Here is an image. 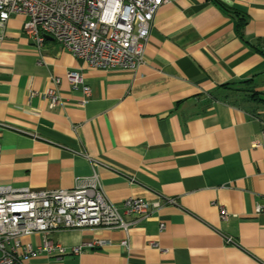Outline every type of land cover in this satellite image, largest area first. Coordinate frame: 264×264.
Segmentation results:
<instances>
[{"label": "crops", "instance_id": "obj_1", "mask_svg": "<svg viewBox=\"0 0 264 264\" xmlns=\"http://www.w3.org/2000/svg\"><path fill=\"white\" fill-rule=\"evenodd\" d=\"M25 20L0 28V182L56 190L96 171L117 206L177 201L129 215L139 221L128 233H48L67 248L109 244L27 264H264V0H166L136 71L92 69L50 37L40 56ZM73 70L91 96L68 81ZM44 236L24 242L36 248Z\"/></svg>", "mask_w": 264, "mask_h": 264}, {"label": "built area", "instance_id": "obj_2", "mask_svg": "<svg viewBox=\"0 0 264 264\" xmlns=\"http://www.w3.org/2000/svg\"><path fill=\"white\" fill-rule=\"evenodd\" d=\"M165 1L0 0V28L12 15H23L26 17L23 30L40 56L50 37L92 69L136 71L145 62L154 19ZM67 79L75 89L83 85V92L92 95V88L85 84L80 71H70ZM60 83V77H53V86L46 92L53 104L59 101L57 86ZM259 145L264 149V127ZM1 156L0 143V163ZM176 202L174 198H167L153 204L143 198L130 197L117 206L109 200L96 171L78 178L72 188L56 190L16 188L0 182V264H27L30 258L44 253L62 257L103 248L109 244L105 239L67 248L46 235L62 229L88 228H119L128 233L139 221H128L129 215L140 214L146 219L162 204ZM257 211H262L260 205ZM220 217L228 221L230 214L221 208ZM164 228L165 224L161 223V229ZM35 234L45 235L36 248L24 242L25 237ZM122 245L128 248L129 238L124 239Z\"/></svg>", "mask_w": 264, "mask_h": 264}, {"label": "trees", "instance_id": "obj_3", "mask_svg": "<svg viewBox=\"0 0 264 264\" xmlns=\"http://www.w3.org/2000/svg\"><path fill=\"white\" fill-rule=\"evenodd\" d=\"M220 5L224 8V9H226L227 11H231V10H229L226 6H224V4H222V3H220ZM236 13V12H235ZM243 24H244V22H243V19H240V23H239V33L241 34V35H243Z\"/></svg>", "mask_w": 264, "mask_h": 264}]
</instances>
